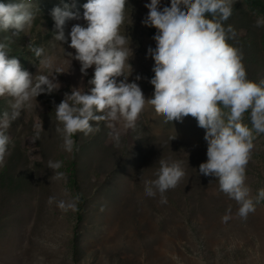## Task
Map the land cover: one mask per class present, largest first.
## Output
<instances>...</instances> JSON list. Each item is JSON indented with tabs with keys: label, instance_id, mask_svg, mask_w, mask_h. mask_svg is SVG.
<instances>
[{
	"label": "rangeland",
	"instance_id": "rangeland-1",
	"mask_svg": "<svg viewBox=\"0 0 264 264\" xmlns=\"http://www.w3.org/2000/svg\"><path fill=\"white\" fill-rule=\"evenodd\" d=\"M26 2L32 5V26L19 37L0 32V42L10 38V57L19 59L33 75L38 70L54 75L60 68L61 88L37 97V103L7 130L10 143L0 164V264H264V201L243 220L237 215L239 205L219 190L216 179L200 175L208 145L206 131L195 118L165 123L146 105L134 129H125L123 122L109 128L101 121L99 131L74 137L73 153L62 150L55 105L73 87L87 91L94 66L82 75L80 63L67 54L73 50L53 39L50 13L64 3H75L82 15L87 0ZM150 2L128 0L120 28L122 35L131 37L128 43L134 54H129L133 71L126 66L124 72L129 82L139 84L146 99L154 93L150 83L154 60L147 50L156 47L157 31L142 23L148 14L145 4ZM170 2L161 0V7ZM260 18L264 13L244 0H234L233 14L225 22L236 32L228 43L242 51L247 78L256 83L264 80V26H255ZM75 23L85 22L70 21L66 32ZM30 42L44 49L41 58L27 48ZM40 59L50 61L53 68L41 65ZM137 75L141 80L136 81ZM10 104L11 98L0 97V113L11 112ZM242 122L251 128L247 113ZM37 131L40 137L33 143ZM114 131L120 133L119 147L110 135ZM253 135L246 185L254 198L264 188V134ZM160 159L182 161L186 173L178 187L166 192L167 204L160 202L159 194L146 196L142 182L156 178ZM50 160L62 161L59 171L64 178L51 180ZM77 195L75 211L62 212L55 203L48 204L50 196L73 201ZM225 215L230 217L227 222L222 221Z\"/></svg>",
	"mask_w": 264,
	"mask_h": 264
},
{
	"label": "clouds",
	"instance_id": "clouds-1",
	"mask_svg": "<svg viewBox=\"0 0 264 264\" xmlns=\"http://www.w3.org/2000/svg\"><path fill=\"white\" fill-rule=\"evenodd\" d=\"M233 3L234 0H171L170 6L161 7V0H151L145 4L148 14L142 23L157 30L153 37L156 47L147 50L148 57L154 60L150 80L154 93L149 99L124 72L126 66L132 69L129 54L134 55L128 43L131 37L120 32L128 0H87L82 15L75 3L54 7L50 13L55 23L53 39L73 50L67 54L80 63L83 76L94 66L93 78L88 81L91 87L87 91L73 87L55 105V130L62 140V150L73 153L74 137L99 131L101 121L108 122L109 128H114V122H123L125 129H134L146 105L163 116L165 123L183 122L191 116L206 131L207 162L199 166L200 175L214 177L219 190L239 205L237 215L247 220L264 201V188L258 189L253 198L246 185V169L255 146L253 133L264 134V80L256 83L247 78L242 51L228 43L236 36L231 25L225 27L233 14ZM31 8L26 0L0 3V32L19 37L32 26ZM80 20L85 23H75L66 32L70 21ZM255 26H264V18L257 19ZM27 48L36 58L43 56L42 47L30 42ZM10 51V38L9 42H0V97L11 98V112L0 113V164L8 152L7 130L11 123L34 101L37 103V97L61 88L57 81V74H62L60 68L54 75L40 74L39 70L33 75L22 68L19 59L10 57ZM40 64L53 68L46 59H40ZM119 77L123 79L118 82ZM139 80L141 76L137 75ZM246 113L251 128L242 122ZM110 135L119 147L120 133ZM39 137L37 131L32 142ZM159 165L156 178L142 182L146 196L159 194L160 202L167 204L166 192L178 187L186 173L182 161L169 163L160 159ZM47 166L54 172L51 180L64 178L59 171L62 161L50 160ZM79 199L77 195L73 201H57L50 196L48 204L55 203L62 212L75 211V201ZM229 219L228 215L222 217L223 222Z\"/></svg>",
	"mask_w": 264,
	"mask_h": 264
},
{
	"label": "trees",
	"instance_id": "trees-1",
	"mask_svg": "<svg viewBox=\"0 0 264 264\" xmlns=\"http://www.w3.org/2000/svg\"><path fill=\"white\" fill-rule=\"evenodd\" d=\"M244 3L264 13V0H244Z\"/></svg>",
	"mask_w": 264,
	"mask_h": 264
}]
</instances>
